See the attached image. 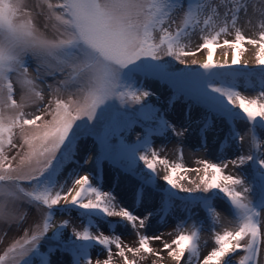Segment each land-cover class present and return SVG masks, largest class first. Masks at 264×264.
I'll return each instance as SVG.
<instances>
[{
  "label": "snow or ice",
  "instance_id": "obj_1",
  "mask_svg": "<svg viewBox=\"0 0 264 264\" xmlns=\"http://www.w3.org/2000/svg\"><path fill=\"white\" fill-rule=\"evenodd\" d=\"M250 12L260 18L259 39L246 37L240 27L242 16L251 24ZM197 32L202 43L193 50ZM233 32L234 39L220 42ZM245 44L258 48V73L232 71L249 67L241 59ZM222 47L232 50L230 61L227 52L222 62L214 59ZM205 49L203 62L191 61L203 69L196 74L195 95L209 113L199 129L201 140L206 144L215 119L242 120L248 127L241 132L229 126L225 141H236L240 149L232 159H198L202 167L188 168L182 145L177 161L152 147V134L182 138L189 127L170 123L149 103L154 93L139 77L186 85L188 75L173 71L166 58L187 66L186 57ZM241 80L256 94L242 92ZM29 107L39 114L26 113ZM138 122L145 135L124 143L122 133ZM82 133L95 135L101 154L139 179L136 203L146 188L159 193L155 211L136 214L104 190L97 168L83 170L98 165L99 157H84L83 165L76 159ZM229 165L239 171L226 172ZM221 194L233 227L217 231L214 202ZM196 206L210 219L215 245L203 258V222L186 227ZM33 209L36 220L23 227ZM74 210L83 226L65 236L71 221L57 222L56 214ZM177 210L188 215L177 222L174 238L147 233L153 216L166 221ZM113 217L119 220H108ZM100 218L112 234L100 230ZM117 226H130L137 246L125 244L113 231ZM12 228L23 234L0 253V264H63L53 260L57 253L70 254L68 264H113L114 255L122 264H140L149 256L155 257L150 264H264V0H0V243ZM155 241L159 248L152 246ZM93 247L102 248L106 258L93 260Z\"/></svg>",
  "mask_w": 264,
  "mask_h": 264
},
{
  "label": "rangeland",
  "instance_id": "obj_2",
  "mask_svg": "<svg viewBox=\"0 0 264 264\" xmlns=\"http://www.w3.org/2000/svg\"><path fill=\"white\" fill-rule=\"evenodd\" d=\"M251 16V24L246 23L245 17H241L240 27L243 31V34L246 37L252 39H259V32L262 30L259 27L260 18L258 15H253L251 12L249 13ZM234 39V32L230 35L222 36L220 38V42L222 43L223 39ZM200 43H202V39L200 38V34L197 32L192 36L191 40V48L194 50ZM245 48L247 51L241 54V59L243 61H247L249 67L247 69L242 67H234L232 71H241V72H249V73H258L261 69L255 66V53L258 50L257 47H254L250 44H245ZM225 52L228 53V57L230 56L229 61L231 60L232 50L227 47H222L216 49L214 59L217 62H222L225 58ZM207 56V50L199 51L196 56L186 57L185 60L187 62L186 65H181L178 62L171 60V58H166L168 62L172 65V70L177 73L187 74L189 83L186 85H176L171 83L166 79H160L159 77H144L140 76L139 79L141 81V86L148 88L150 91L154 93L153 96L148 98V102L154 105L155 107L161 109V114L169 120L170 123H174L179 127L180 124H185L189 127V131L182 138L175 137L171 132L166 134H158L154 133L150 136L152 147L157 150L163 149L160 152L161 156H167L170 161H177L179 159V146L182 145L183 148V164L188 168H197L202 167L197 164L196 161L198 159L203 160L207 159L212 162H218V157L226 156L228 159H232L239 152V146L236 141H225V137L228 135L229 126L238 128L241 132L244 131L248 125L240 120L232 124V122H225L221 119H215L213 121L214 126L207 133V141L206 144L201 140L203 133L199 131L202 127L203 118L206 115H209L207 105L198 101L195 95L196 74L203 72V69L198 66H192V59H196L198 62H203ZM249 58V59H248ZM31 71V69H30ZM51 83V81H49ZM255 82V81H254ZM258 83V82H257ZM242 87L240 90L244 92L246 95H255L256 92L252 89L251 85L243 86L244 81L241 80ZM178 87L181 88L178 91ZM17 99H19V94H17ZM49 97L46 95V100ZM26 113L39 114L35 111V107H29L25 109ZM47 118V117H46ZM123 141L126 144H135L137 142V136L139 135L141 138L145 135V129L143 123H137L132 127L131 130L125 131L122 133ZM78 151L76 159L83 165V158L89 157L91 154H94L95 157H99V164L97 165L93 162L90 166V171L93 168L98 169L99 175L102 177L100 183L103 185L104 190H111L117 196V199L124 205L129 207L130 209H134L136 214L145 215L147 212H153L159 207L160 195L158 192L153 191L151 188H146L144 191V200L141 203H136L134 200V193L136 189L139 187V179L130 173H127L123 170L118 164H114L112 160L106 159L101 154V148L99 141L95 135H89L87 133H82L79 140L77 141ZM243 150L246 153L248 150V144L245 141L243 143ZM10 153L11 154H14ZM86 165H83V169ZM68 167V166H66ZM226 172H232L236 174L239 170L234 169L231 165L229 168L225 170ZM82 172V171H81ZM163 172L161 171V175ZM202 174V172H201ZM188 177L197 180L199 177L195 172L187 173ZM124 183L130 184L126 191V188L123 189L121 185ZM187 187H191L187 181H182ZM158 185H162V181H157ZM186 194L180 193V197H184ZM179 199L177 200V204H179ZM215 207L220 212V224L216 226L217 231H222L223 228L228 227L231 228L233 225L229 223L230 214L228 211V205L226 203L225 198L222 194L215 200ZM137 207V208H136ZM59 213L63 219H70L71 225L65 230V236L69 235L71 232V227L82 228V221L79 216L78 211L72 212H57ZM188 214L177 210L173 216H170L166 221H158L156 216H153L150 226L146 229L149 235L160 234L161 232H165V239L170 241L176 235V225L179 220H183L186 218ZM37 214L35 210H31L28 214L27 220L23 227L30 228L33 222L36 220ZM60 220V221H61ZM108 220L116 222L119 220L117 217L108 218ZM192 220L202 221L204 225V230L201 233V258L215 246L214 241L212 239V232L210 229V219L207 217L206 211L196 206L192 209V219L188 220L186 227L191 226ZM99 224L100 230H102L105 234H112L110 232L109 224L100 218L97 221ZM169 227L170 231H166V228ZM95 231V229H93ZM116 234L121 235L125 244L130 246H137V237L133 232L130 226H117L113 229ZM172 233L171 236L168 235ZM3 230L0 229V235H2ZM23 234V229L17 230L16 228H12L8 231L7 236L3 238V242L0 243V253L4 251V249L12 242L13 239L18 238ZM51 235V233H49ZM204 241H207V244H204ZM152 246L159 248L160 242L155 241L152 243ZM45 248H42V251H45ZM115 248L113 246V252L115 253ZM90 254L93 260L105 259L106 252L102 250L100 247H93L90 250ZM129 258H133L129 253ZM61 260L63 264H68L71 259L70 254H65L61 256L59 253L53 257V260ZM155 259V257L149 256L146 260L140 261V264H150V261ZM262 259H264V254H262ZM113 264H122V259L113 256Z\"/></svg>",
  "mask_w": 264,
  "mask_h": 264
},
{
  "label": "bare ground",
  "instance_id": "obj_3",
  "mask_svg": "<svg viewBox=\"0 0 264 264\" xmlns=\"http://www.w3.org/2000/svg\"><path fill=\"white\" fill-rule=\"evenodd\" d=\"M228 59H230V56L228 57ZM248 59H249V58H248ZM93 156H94V154H91L89 157H93ZM90 166H91V164L86 165L85 168H84L83 170L90 171ZM81 174H83V171L81 172ZM121 186H122L123 189L126 188V191H127V189H128L129 187L131 188L130 184H127V183H124V184L121 185ZM143 200H144V198H143ZM136 208H137V207H136ZM61 218H62V216H61L59 213H57V214H56V217H55L56 221L59 222V221L61 220ZM169 229H170V228L167 227V228H166V231H170ZM163 233H165V232H163ZM168 233H169V232H168ZM153 247H154V246H153ZM155 247L157 248V246H155Z\"/></svg>",
  "mask_w": 264,
  "mask_h": 264
}]
</instances>
